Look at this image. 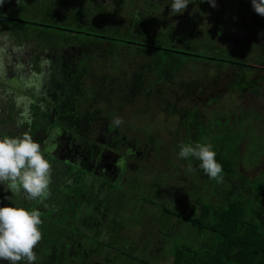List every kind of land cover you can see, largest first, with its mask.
I'll return each mask as SVG.
<instances>
[{
	"label": "trees",
	"instance_id": "1",
	"mask_svg": "<svg viewBox=\"0 0 264 264\" xmlns=\"http://www.w3.org/2000/svg\"><path fill=\"white\" fill-rule=\"evenodd\" d=\"M102 1L90 4L82 0H6L0 7V29L17 33L24 41L34 36L32 40L37 41V48L44 49L51 65L40 86L43 92H38L34 101L29 104L28 117L31 123L25 124V129L20 133V136L30 135L38 142L42 154L50 162L52 167L49 189L70 190L69 194L54 193L55 201L52 202L54 204L50 212L48 210L47 217L54 220L61 218L67 225V221L74 216L79 220L82 213L83 219L79 220V224L85 229L88 228L87 223L95 224V221L91 220L92 216L81 212L80 204L71 196L77 194L78 200L85 198L90 201L86 194H94L92 197L95 200L103 191L101 184L92 186L87 182L86 175L79 171L82 169L83 172H91L93 164L99 162V158L102 161L108 152L113 153L110 147L117 142L113 132L108 133L104 144L96 143L93 139L104 129L103 126L107 125L109 129V119L117 112L111 108L116 95L121 97L116 100L120 99L124 104H130L132 100L140 97L153 98L160 102L162 100L164 105L171 102L165 107V114L173 116L179 111H186L177 109L179 102L174 100L172 103L169 96L176 95L175 98L184 100L185 95L199 92L207 85L200 79L176 82L175 78L191 61L210 66L219 75L223 67L237 65V69L250 68L252 65L248 61L256 60L257 69L264 72V17L254 12L251 0L224 2L225 8L234 3L236 20L246 25L245 29L251 32V39L245 42V49L239 51L236 48L216 50L210 43L197 41L194 35L196 28L187 33L186 30H178L166 23L160 30L153 15L142 16L140 11L129 15L125 21L114 22V14ZM140 1L143 4L146 2ZM130 5V11H135L134 7L138 3ZM112 6L115 9L122 8L123 4L121 0H114ZM231 17L232 15L226 13L221 21L226 23ZM237 28L234 26L235 30ZM96 57L101 60L115 57L120 62L129 60L132 71L125 82L126 92H117L119 88L114 83L111 85L113 80L108 84L96 81L89 84V88L85 87L84 79L91 76L86 63ZM204 79L208 81L209 87L217 81V77L211 81ZM261 84L263 85L247 89V92H260L264 89V81ZM177 92L183 93L178 95ZM10 112L4 109L0 111V122L4 115L11 119ZM225 115L229 120L233 119V125H241L247 137L251 134L254 138L251 136L245 140L246 134L243 138L235 137L233 133L236 131L231 129L232 125L226 127L227 121L221 123L222 120H228L224 118ZM262 123L264 124V117L260 113L243 109H229L226 113H221L220 109L214 110L212 116H208L207 112L204 114L194 111L191 122H185L183 136L189 135L190 144H204L203 137L216 135L212 147L216 160L222 165L223 178L220 182L224 188L217 190V195H220L217 204H202L199 201L194 203L195 207H199L198 214L193 220H189V225L202 241L193 247H176L170 264H264V183L260 182L263 172H257L251 178L245 176V173L257 169L264 160ZM211 124L214 125L210 127L211 131L206 134L199 133L198 129L202 130L203 125ZM219 124L223 125L222 129ZM53 130L59 132L43 142L38 132ZM0 136L17 137L12 132ZM57 136H62L65 146L64 153L61 154L58 147L61 141L56 142L57 150L49 152L45 148L46 144L49 148L55 143ZM77 142L83 146L79 152L76 151L79 150L76 148ZM179 142L174 144H183L182 138ZM95 146L100 148L97 150ZM103 149L110 151L101 152ZM159 154L161 152L156 151V157ZM131 155L136 160L135 148ZM185 161L193 171L191 177L194 179L196 175L195 181L210 179L198 167V160L189 158ZM53 164L58 165L57 171ZM239 165L243 167L242 172L238 170ZM75 169L77 172H72ZM103 177L105 183H112L108 177ZM83 184L87 187L84 191ZM3 189L6 190L0 191V206H15L29 211L37 209L39 212L43 207L44 211L47 206L50 208V192L45 198L32 200L26 198L24 193H11L8 188ZM37 201L41 202V206H37ZM93 209H96V205ZM43 219L41 218L42 223L39 226L42 239L33 249L40 259L34 264H65L67 259H70L71 264H77L78 258L81 264H102L91 261L93 254L86 250L85 244L83 251L80 250L83 245L77 241L78 238L71 239L64 228H50ZM81 237L87 238V234L81 233ZM91 243L110 249L101 241ZM71 251L75 253L73 256H70Z\"/></svg>",
	"mask_w": 264,
	"mask_h": 264
},
{
	"label": "rangeland",
	"instance_id": "2",
	"mask_svg": "<svg viewBox=\"0 0 264 264\" xmlns=\"http://www.w3.org/2000/svg\"><path fill=\"white\" fill-rule=\"evenodd\" d=\"M82 1L92 4L101 0ZM113 2L114 0H103L101 3L112 11L110 12L115 16L114 22L125 21L129 15L132 16L140 11L142 16L153 15L160 30L166 23L178 30H186L187 33L196 28L194 35L197 41L210 43L216 50L234 48L238 51L243 50L246 47L245 42L251 39V32L245 29L246 25L240 24L234 16V3L225 8V0H216L214 8L208 3L194 0L183 14L177 15L170 13V0H146L143 1L144 4L140 3L142 2L140 0H121L123 7L116 9L112 6ZM130 3L132 5L138 3L134 7L135 11L133 9L130 11L128 8L131 6ZM226 13L232 15V19L224 23L221 19ZM234 26L238 28L235 30ZM16 34L0 29V111L3 109L6 112L11 111L12 116L11 119L7 115L2 118L0 135L12 132L14 136L20 137V133L25 129L23 126L31 123L28 117L29 104L34 101L38 92H43L40 86L47 77L51 65L44 49L37 48V41L32 40L34 36L24 41ZM254 45L256 46V43ZM248 62L252 65L250 68L237 69V65H229L223 67L219 75L210 66L198 65L192 61L185 65L181 74L175 78L176 82L200 79L207 84H202L206 87L199 92L185 95L184 100H179L180 97L175 98L176 95L169 96L173 100L172 103L174 100L179 102L177 109L186 113L179 111L173 116H168V113L165 114V107L171 102L164 105L162 100L160 102L154 101L153 98L140 97L132 100L130 104H124L120 99L116 100L118 97L121 98L116 95L111 108L117 112H114L113 118L109 119V129L107 125L103 126L104 129H101L99 135H95L93 139L96 143L104 144L109 132H113L116 137V144L110 147L113 153L108 152L107 157L105 156L111 162L117 161L111 163L114 165L113 168L111 167L113 172L108 176V180L112 183L107 184L104 182L105 177H94L92 171L87 173L81 169L79 173L86 175L87 182L92 186L101 184L103 191L95 200L92 197L94 194H86L90 201L85 198L78 200L77 194L71 196H74L77 204H80L81 212L93 217L91 220H94L95 224L89 222L88 228L85 229L79 224L77 216L68 220L67 225L61 218L54 220L47 217V212L48 210L50 212L54 204L52 202L55 201L54 193L69 194V189L64 191L49 189L52 195L50 208L48 209L47 206L44 211L43 207L40 212L44 223L50 228H64L71 239L78 238L77 241L83 245L80 250L83 251L84 244L86 245V250L93 254L91 261H99L102 264H170L173 258L172 252L176 247L180 245L193 247L197 242H201L202 239L189 225V220H193L198 214L199 207H195L194 203L199 201L202 204H217L220 196L217 195V190L224 186L213 179L206 181L203 178L204 180L195 181L196 175L194 179L191 177L193 174L191 167L185 159L178 157L180 145L174 143L179 142L181 138L183 144L191 143L189 135L183 136V129L185 122H191L194 111H201L204 114L207 112L208 116H212L214 110L220 109L221 113H226L229 109H243L253 110L264 117V89L253 94L247 92V89L255 85H263L261 83L264 79H261L264 78V72L257 69L258 61ZM86 66L91 76L84 79L85 87L89 88V84L96 81H102L101 84L104 81L108 84L113 80L111 85L114 83L119 88L117 92H126L125 82L132 71L129 60L120 62L115 57H107L105 60L96 57L88 60ZM215 77H217L215 86L209 87L208 81L204 78L211 81ZM182 93L177 92L178 95ZM117 117L124 121L118 128L112 124ZM224 118H227L226 115ZM227 119L222 120L221 123L227 121L226 127L232 125L231 129L236 131L233 133L235 137L243 138L246 134L245 140L250 139L251 136L254 138L251 134L247 137L241 125H233L232 118ZM213 126L203 125V129L198 131L206 134ZM219 126L222 129L223 125L219 124ZM57 132L59 131H39L38 134L44 142L47 138L54 137ZM215 137L216 135H210L203 137L202 140L204 144L213 145ZM57 141H61L58 145L59 154L64 153L62 136L55 137V143L49 148L46 144L45 148L49 152L57 150ZM78 145L79 142L76 143V148L79 149L76 150L77 152L83 149L82 145H79L80 147ZM95 148L98 150L100 147L95 146ZM134 148L136 160L130 157ZM105 151L110 150H101V152ZM156 151L161 152L157 157ZM53 166L57 171L58 165L53 164ZM238 170L242 172L243 167L239 165ZM260 171L263 172L260 182L264 183V160L257 169L245 173V176L251 178ZM3 188H7V182L0 185V191L6 190ZM85 188L87 187L84 185L83 191ZM37 203V206H41V202L37 201ZM95 205L96 209L92 210ZM82 215V213L79 215L81 219H83ZM81 233L87 234V238H80ZM91 241H101L110 249L92 244ZM66 248L68 249L69 245ZM73 254L75 253L71 251L70 256ZM36 256L39 260L38 254ZM0 264H8V262L0 261ZM65 264H71L70 259H67ZM77 264H81L79 258Z\"/></svg>",
	"mask_w": 264,
	"mask_h": 264
},
{
	"label": "clouds",
	"instance_id": "3",
	"mask_svg": "<svg viewBox=\"0 0 264 264\" xmlns=\"http://www.w3.org/2000/svg\"><path fill=\"white\" fill-rule=\"evenodd\" d=\"M6 0H0V7ZM194 0H170V13L183 14ZM216 7V0H200ZM255 13L264 17V0H251ZM124 123L120 117L113 126ZM178 157L199 161L198 167L213 180H222V165L216 160L211 144H181ZM51 164L41 152V146L28 134L20 137L0 138V185L7 182L11 193H24L26 198L37 200L49 194ZM8 199V197H5ZM42 220L37 209L26 210L15 206H0V261L8 264H34L37 256L34 247L41 241L39 226Z\"/></svg>",
	"mask_w": 264,
	"mask_h": 264
},
{
	"label": "flooded vegetation",
	"instance_id": "4",
	"mask_svg": "<svg viewBox=\"0 0 264 264\" xmlns=\"http://www.w3.org/2000/svg\"><path fill=\"white\" fill-rule=\"evenodd\" d=\"M215 86V84L211 85V87ZM107 157V156H106ZM106 157L103 158V160L101 161V159H99V162L94 163L92 166V172L94 174H96L97 176L103 175V176H110L112 174V170L111 167L113 168L114 165H112L111 163H114L113 161L111 162L110 160H108ZM117 163V161L115 162ZM115 176V175H113ZM81 218H79L80 220ZM78 220V222H79ZM82 225V224H81Z\"/></svg>",
	"mask_w": 264,
	"mask_h": 264
}]
</instances>
